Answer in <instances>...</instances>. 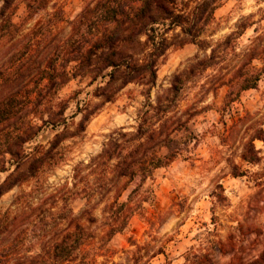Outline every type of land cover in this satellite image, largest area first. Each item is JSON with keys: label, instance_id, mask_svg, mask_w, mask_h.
Here are the masks:
<instances>
[{"label": "clouds", "instance_id": "clouds-1", "mask_svg": "<svg viewBox=\"0 0 264 264\" xmlns=\"http://www.w3.org/2000/svg\"><path fill=\"white\" fill-rule=\"evenodd\" d=\"M0 264H264V0H0Z\"/></svg>", "mask_w": 264, "mask_h": 264}]
</instances>
